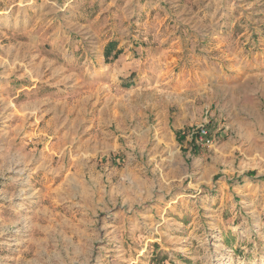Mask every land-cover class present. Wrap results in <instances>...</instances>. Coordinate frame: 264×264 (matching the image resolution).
Here are the masks:
<instances>
[{
  "label": "rangeland",
  "instance_id": "obj_1",
  "mask_svg": "<svg viewBox=\"0 0 264 264\" xmlns=\"http://www.w3.org/2000/svg\"><path fill=\"white\" fill-rule=\"evenodd\" d=\"M0 264H264V0H0Z\"/></svg>",
  "mask_w": 264,
  "mask_h": 264
},
{
  "label": "built area",
  "instance_id": "obj_2",
  "mask_svg": "<svg viewBox=\"0 0 264 264\" xmlns=\"http://www.w3.org/2000/svg\"><path fill=\"white\" fill-rule=\"evenodd\" d=\"M188 133L197 145H210L214 141L208 130V127L203 123H200L196 126H190L188 128Z\"/></svg>",
  "mask_w": 264,
  "mask_h": 264
},
{
  "label": "crops",
  "instance_id": "obj_3",
  "mask_svg": "<svg viewBox=\"0 0 264 264\" xmlns=\"http://www.w3.org/2000/svg\"><path fill=\"white\" fill-rule=\"evenodd\" d=\"M226 17H229V15L228 16H226ZM223 19H225V16L224 17H219V19L217 20V21H210V24H209V30L212 32V33H214V30L217 28V26H216V24H217V22H220L221 20H223ZM218 35L217 34H215V36L214 37H217ZM110 46V47H109ZM107 48L109 49V50H111V48H112V46H113V44H111V45H109Z\"/></svg>",
  "mask_w": 264,
  "mask_h": 264
}]
</instances>
